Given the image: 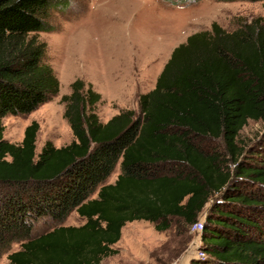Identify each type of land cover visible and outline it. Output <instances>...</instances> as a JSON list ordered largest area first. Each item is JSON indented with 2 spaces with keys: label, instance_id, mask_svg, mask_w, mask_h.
<instances>
[{
  "label": "trees",
  "instance_id": "obj_1",
  "mask_svg": "<svg viewBox=\"0 0 264 264\" xmlns=\"http://www.w3.org/2000/svg\"><path fill=\"white\" fill-rule=\"evenodd\" d=\"M56 1L0 0V258L102 264L118 255L128 223L190 229L212 201L202 232L206 259L193 264H264V147L249 150L240 140L250 121H264L262 19L234 32L213 23L189 36L139 97L138 112L107 123L95 113L100 94L76 80L61 99L74 141L62 148L48 141L36 155L39 124L15 144L3 138V119L28 115L60 93L39 38L55 30ZM118 166L117 180L107 183ZM73 212L83 226H62ZM41 222L56 227L35 237ZM14 244L20 249L12 252Z\"/></svg>",
  "mask_w": 264,
  "mask_h": 264
},
{
  "label": "rangeland",
  "instance_id": "obj_2",
  "mask_svg": "<svg viewBox=\"0 0 264 264\" xmlns=\"http://www.w3.org/2000/svg\"><path fill=\"white\" fill-rule=\"evenodd\" d=\"M51 12L55 30L43 32L39 38L47 44L44 62L52 66L61 83L60 93L28 115L3 119V138L15 144L23 142L30 124H39L36 155L48 141L57 148L74 141L61 99L71 93L76 80L91 84L100 94L95 113L107 123L120 112H138L139 97L155 88L172 52L189 36L211 30L213 23L228 32L258 18L264 23V1L198 0L173 5L165 0H57ZM263 139L264 121H250L240 137L249 150L264 147ZM215 144L225 151L222 142ZM115 171L107 183H115L121 173L119 166ZM211 206L212 201L199 220H206ZM84 222L73 212L62 226H83ZM55 227L41 222L34 236ZM200 238L202 234L183 224L159 232L152 223L138 220L124 227L120 243L114 246L118 255L103 259L102 264H193L200 260L194 244ZM19 249L14 244L12 252ZM0 264L10 263L4 256Z\"/></svg>",
  "mask_w": 264,
  "mask_h": 264
},
{
  "label": "built area",
  "instance_id": "obj_3",
  "mask_svg": "<svg viewBox=\"0 0 264 264\" xmlns=\"http://www.w3.org/2000/svg\"><path fill=\"white\" fill-rule=\"evenodd\" d=\"M204 228H205V221L197 220L192 225L191 231L194 233H198L200 236L202 234ZM194 244H195V249H196V254H197L196 257L199 258L200 260H205L206 259V253L203 250V246H204L203 240L201 238L197 239Z\"/></svg>",
  "mask_w": 264,
  "mask_h": 264
}]
</instances>
